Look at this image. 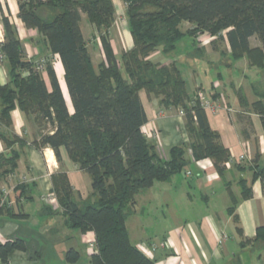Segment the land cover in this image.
I'll use <instances>...</instances> for the list:
<instances>
[{
    "label": "trees",
    "instance_id": "16d2710c",
    "mask_svg": "<svg viewBox=\"0 0 264 264\" xmlns=\"http://www.w3.org/2000/svg\"><path fill=\"white\" fill-rule=\"evenodd\" d=\"M18 1L20 18L28 27L37 29L52 54L59 55L73 111L52 60L29 59L16 26L4 15L0 52L8 62L10 80L6 84L0 81V125L11 126L10 113L16 107L33 115L43 130L35 141L36 147L52 148L59 161L64 150L90 176L92 192L86 199L73 189L65 171L52 177L58 201L54 208L64 216L65 226L95 234L96 251L90 254L89 264H155L132 242L127 228L137 195L155 182L170 180L183 171L191 162L188 150L195 160L211 159L221 177L231 154L220 133L210 126L206 109L196 96L202 88L187 90L176 60L162 64L149 59V55L157 50L173 54L185 35H190L196 46L199 36L207 33L227 41L232 58L247 56L250 66L263 68L264 0H123L133 47L120 58L110 36L115 20L113 0ZM41 6L49 8L51 14L41 15ZM81 13L99 32L105 60L98 64L81 30ZM185 22L191 24L187 29ZM253 37L259 46H252ZM44 71L50 78L51 90ZM142 89L159 98L164 107L184 111L189 142L171 147L167 159L160 156L156 143L143 130L148 116L140 96ZM255 91L259 98L248 106L261 115L264 127V88ZM0 138L7 149L12 147L0 153L2 180L18 168L21 152L14 145L22 147L25 140L9 138L3 130ZM257 176L255 173L254 178ZM239 183L242 199L250 198L252 189L247 181L242 178ZM17 189L24 195L27 184L21 183ZM235 204L229 212L238 222ZM4 212L18 217L9 203L0 209V214ZM254 240H264V226L257 229ZM14 250H27V241L18 237L0 243V264H9V254ZM81 258L82 252L75 247L65 252L69 263Z\"/></svg>",
    "mask_w": 264,
    "mask_h": 264
},
{
    "label": "crops",
    "instance_id": "0c3cea01",
    "mask_svg": "<svg viewBox=\"0 0 264 264\" xmlns=\"http://www.w3.org/2000/svg\"><path fill=\"white\" fill-rule=\"evenodd\" d=\"M113 3L115 20L110 36L114 52L120 58L124 51L133 47V37L125 2L113 0ZM38 11L43 16L51 14L46 6H41ZM19 12L18 0H0V44L4 41L2 17L5 15L16 26L29 59L52 60L68 106L73 111L59 55L51 53L37 29L28 27ZM80 25L94 63L105 60L99 32L85 13H81ZM183 26L190 27L191 24L185 22ZM221 43L224 46L218 49L217 38L203 33L193 51L166 55L157 50L149 55V59L162 64L176 60L187 90L196 91L201 87L215 101L217 110L206 109V114L210 126L220 133L231 154L226 173L221 177L211 159L195 160L192 151L188 150L187 157L191 162L183 171L190 181L173 180V176L170 180L155 182L137 195L135 211L130 215L132 219L128 221L129 216L126 221L127 228L132 242L155 264H264V240H254L257 229L264 226V127L261 115L248 106L259 98L255 89L261 91L264 88V67L250 66L247 56L232 58L227 41ZM257 45H260L259 41L252 43V46ZM213 55L219 56L216 61L212 59ZM217 63L224 65L223 71L213 73L210 67ZM43 75L51 90L47 72ZM9 80L8 62L2 58L0 81L6 84ZM140 96L148 116L143 130L147 138L156 143L160 156L167 159L171 147L189 142L185 117L179 113L180 108L164 107L159 98L149 95L145 89L140 91ZM10 114L11 126L1 124L0 130L9 138H23L25 144L22 147L14 145L21 152L19 166L6 179L0 180V185H7L10 190L9 207L18 214V217H11L6 212L0 214V243L23 238L27 241V250L12 251L9 264H75L66 261L65 252L79 246H84L89 259L92 252L88 250L87 240H95L94 232L78 231V236L73 235L72 229L65 226L62 213L54 207L47 209L50 204L46 201V196L53 193V175L62 171L67 173L79 196L88 198L92 192L89 175L80 170L64 150L59 161L52 148L36 147L35 141L39 140L43 130L33 115H26L18 107ZM11 148L7 149L0 138V153ZM204 165L207 171H204ZM188 171L191 175H187ZM255 173L258 176L254 178ZM20 175L25 176L26 181L22 182ZM242 178L252 189V196L247 199H242L239 183ZM21 183L27 184L24 195L17 189ZM157 201L163 215L159 228L150 227L152 220H142L141 215L144 202ZM233 203H236L238 222L229 212ZM68 239L75 244H65ZM154 245L156 249L153 250Z\"/></svg>",
    "mask_w": 264,
    "mask_h": 264
},
{
    "label": "rangeland",
    "instance_id": "374dc122",
    "mask_svg": "<svg viewBox=\"0 0 264 264\" xmlns=\"http://www.w3.org/2000/svg\"><path fill=\"white\" fill-rule=\"evenodd\" d=\"M187 28H188V26H185L184 27V29H187ZM217 41H218V44H217L218 45V49L223 48L224 44H222L221 41H219V40H217ZM251 41H252L253 44H258V39L256 37H253L251 39ZM193 50H194L193 38L190 35H185V37L179 43L178 47L176 48V51L173 52V54L174 55H177V54L182 53V52H188V51H193ZM210 51L213 52V49L210 48ZM214 53H216V52H214ZM216 54H218V53H216ZM218 57H219L218 55H215L212 59H214V61H216V59H218ZM222 60H225V59L222 58ZM223 68H224V65L223 64L217 63L213 67H210V70L212 69L213 70V73H214L215 70L216 71H223ZM190 85L191 84L189 83V87H190ZM89 179L91 180L90 176H89ZM172 179L173 180L177 179V180H179L181 182H184V183L191 180V178H188V177L185 176V172L184 171H181V172L175 174ZM157 186H158V184L156 185V187ZM192 192H194V191H192ZM157 204H158V201L157 202H151V203L150 202H144L142 204L143 213L141 214L142 215V220H146V219L147 220H152V223L149 226L150 227H155V228L162 227V224H161L162 221L161 220L163 218V215L160 214L161 211H162V210H160L161 206L159 205L160 208H158V205ZM184 211L185 210H183V212ZM186 213H188V211ZM131 219H132V216L129 217V220L128 221H130ZM73 231H76V230H71L70 233H72L75 236H78L79 235V232L78 231L77 232H73ZM64 243L65 244H68L69 246H72V245L75 244V241H73V240L70 241V239H68ZM77 249L82 252V258L80 259V261H78L75 264H87V263H89L88 255L86 253V249L84 248V246H79V248H77Z\"/></svg>",
    "mask_w": 264,
    "mask_h": 264
},
{
    "label": "built area",
    "instance_id": "2783aa9c",
    "mask_svg": "<svg viewBox=\"0 0 264 264\" xmlns=\"http://www.w3.org/2000/svg\"><path fill=\"white\" fill-rule=\"evenodd\" d=\"M4 58L3 54L0 52V59ZM197 98L199 99L201 105L204 107V109H212V110H217L218 106L215 103L214 100H212L207 93L202 90V89H198L197 93H196ZM179 113L181 115H184V111L182 109L179 110ZM241 158H244V155H241ZM228 165V163H227ZM204 171H207V167L204 165L203 166ZM187 175H191V172L188 171ZM20 179L22 182L26 181L25 176L20 175ZM9 194H10V190L7 187V185H0V209L2 207H4L5 205H7V203H9ZM46 201L48 204H50L52 207H58V201H57V196L56 194L50 193L46 196ZM89 246H88V250L91 252H95L96 251V247H95V240H87ZM163 246V244H162ZM152 249H156V245H154V247H152Z\"/></svg>",
    "mask_w": 264,
    "mask_h": 264
}]
</instances>
